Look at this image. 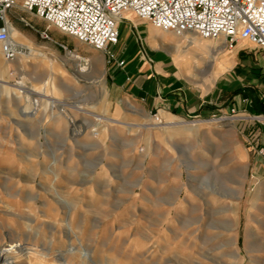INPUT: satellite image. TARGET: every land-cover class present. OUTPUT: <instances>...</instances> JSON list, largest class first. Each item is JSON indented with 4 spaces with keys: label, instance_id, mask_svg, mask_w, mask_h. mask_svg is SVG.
Here are the masks:
<instances>
[{
    "label": "rangeland",
    "instance_id": "374dc122",
    "mask_svg": "<svg viewBox=\"0 0 264 264\" xmlns=\"http://www.w3.org/2000/svg\"><path fill=\"white\" fill-rule=\"evenodd\" d=\"M11 13L13 25L28 32L16 18L26 17L25 12L14 9ZM32 23L39 30L46 27ZM49 33L73 45L58 30ZM27 37L49 50L39 61L47 65L35 69L29 62L22 71L12 65L9 93H2L4 87H0V158H10L8 150L13 147L15 158L24 162L55 163L60 176L57 189L68 192L70 198L83 196L85 203L73 205L78 209L70 240L63 237L60 222L57 234L35 225L30 230L27 221L0 209L3 246L10 245L16 230L20 236L15 240L49 249L51 264H83L80 254L68 253L81 244L89 251L91 261L86 264H264V158L258 155L255 132L264 125L263 115L250 119L239 111H221L184 121L183 125L202 127L200 134L181 133L178 121L166 126L170 135L159 134L156 129L165 127L157 125L159 117L148 121L126 115L117 102L118 94L107 89L106 60L96 64L86 52L83 56L91 65L85 66L89 72L84 78L76 82L69 74L73 69L67 68V74L52 86L48 65L67 70L51 50L62 56L66 52L35 35ZM244 46L254 47L246 42ZM23 48L21 54L29 55ZM22 83L33 91L22 92ZM50 86L53 91L43 96L41 90ZM103 102L114 111L101 112ZM26 107L29 111L24 115ZM118 114L126 123L139 124V131L107 121L118 119ZM240 117L245 119L214 121ZM217 130L221 133L216 134ZM39 172L36 192L42 183ZM21 177L32 174L24 171ZM13 180H0L2 194L31 190L24 181ZM3 183L10 188L5 191ZM256 202L261 207L255 208ZM6 206L11 213L28 214L29 205L23 199L7 201Z\"/></svg>",
    "mask_w": 264,
    "mask_h": 264
},
{
    "label": "crops",
    "instance_id": "0c3cea01",
    "mask_svg": "<svg viewBox=\"0 0 264 264\" xmlns=\"http://www.w3.org/2000/svg\"><path fill=\"white\" fill-rule=\"evenodd\" d=\"M12 11L7 16L8 24L18 31L19 36L38 52L49 51L40 48L27 37L35 35L41 39L37 31H45L47 23L22 10L26 17L18 18V15L16 18L19 21L21 18L26 19L34 29L28 27V32L24 29L18 30L10 18L17 11L13 14ZM32 21L45 24V29H37ZM50 29L58 30L51 27L48 33ZM119 32L118 44L109 47L112 56L63 33L73 40L72 46L53 39L50 33L52 40L44 41L49 42L56 50L66 52V55L62 56L51 50L53 57L66 65V70L73 69L69 74L76 82H80L89 72L85 66L90 67L91 61L83 56L86 52H89V57L96 64L106 60L107 89L118 94L117 102L122 104L126 115L148 121L160 117L161 126L165 127L156 129L159 134L161 132L170 135L169 127L166 126L174 124L175 121H178L177 128L187 129L194 125H183L185 120L204 119L221 111H239L249 118L253 115L264 116V50L255 46L249 49L242 47L243 41L231 49L224 37L203 39L195 33L164 32L139 19L132 12L124 15L119 25ZM224 53H226L225 60L222 58ZM24 55L26 56L22 54L19 59L14 60L15 62L12 61L17 71L24 70L29 62L35 69L41 64L47 65L46 62L22 59ZM20 66L22 68H19ZM48 68L51 79L48 84L52 86L56 85L58 78H63L68 72L50 65ZM56 69L58 71L55 72ZM6 85L4 88H9L8 84ZM21 85L20 90L25 92L22 89L25 85L23 83ZM101 109L104 110L101 112L114 111V108L105 102L102 103ZM26 111H29L28 107L22 109L24 115L28 114ZM120 117L122 114H118V119H107V121H110V124L125 125L126 122L120 120ZM240 119L245 118H233L230 121L235 123ZM126 125L133 132H138L141 128L139 124L126 123ZM255 132L258 138L257 141L255 139L256 148L260 149L264 147V125L257 126ZM215 133L219 134L221 130Z\"/></svg>",
    "mask_w": 264,
    "mask_h": 264
},
{
    "label": "built area",
    "instance_id": "2783aa9c",
    "mask_svg": "<svg viewBox=\"0 0 264 264\" xmlns=\"http://www.w3.org/2000/svg\"><path fill=\"white\" fill-rule=\"evenodd\" d=\"M14 9L47 23L45 31H37L43 40H52L48 29L55 27L109 54V47L118 44L119 25L128 12L164 32L195 33L203 39L224 37L231 49L247 41L264 50V0H0V46L9 61L25 50L11 37L7 16ZM20 21L34 29L26 19ZM258 155L264 157V147Z\"/></svg>",
    "mask_w": 264,
    "mask_h": 264
},
{
    "label": "bare ground",
    "instance_id": "6f19581e",
    "mask_svg": "<svg viewBox=\"0 0 264 264\" xmlns=\"http://www.w3.org/2000/svg\"><path fill=\"white\" fill-rule=\"evenodd\" d=\"M7 21H8V19H7ZM9 27L11 30V37H12V39H14L13 41L14 42L16 41L15 43L17 45L25 46L26 49L30 50V56L26 55L27 58H30L31 60L33 59L34 61H42L45 59V57L47 56L46 53L38 52V50L34 49L30 44H28V42H26L24 39H22L19 36L18 31L12 25L9 24ZM243 42L248 43L247 41H243ZM22 51L19 52L18 56L14 60L18 59V57H21L20 55H22L21 54ZM3 57H4V55H3V52H2L1 46H0V87H2V86L6 87L7 86L6 84L9 83V79L11 76V73L9 72L10 65H12L15 62L14 60H12L14 62L6 60V59L4 60L5 57L4 58ZM19 68H22V67L20 66ZM84 70H86V69H84ZM56 71H58V70L56 69L55 72ZM80 72H81V70H80ZM21 87H22V85H21ZM22 89L27 91V92L33 91L31 89L26 88L25 86ZM51 89H53L52 86L47 87V88H43L41 90L42 95L46 96L48 92L52 91ZM4 92H6L7 94L9 93L7 88L3 89L2 93H4ZM35 103H37V102H35ZM75 108L78 109L79 111H86V110H82L78 106ZM232 119L233 118H231V119H224L223 118L220 120H218V119H216V120L219 122V121H223V120H229L230 121ZM260 120L264 121V118H261ZM155 121H156L157 125L162 124L160 117L158 119H155ZM108 122H110V121H108ZM201 124H206V122H201ZM125 125H126V123H125ZM201 131H202V127H200V126L187 128V129L183 128L182 130H180L181 133L192 132L195 134H200ZM7 155H9L10 158H5V159L0 158V180L4 181V183L5 182L7 183L8 181H11L12 179L15 180L18 178L19 181H21L23 179L21 177V174L24 171H28L32 174V177H28L27 179L25 178L22 181H24L26 183L25 184L26 186H30L31 190L27 191V193L26 192L22 193L19 191L10 193V192L6 191L7 188L9 189L10 187L7 186V184L3 183L4 185L2 184L1 187L6 192H4V194H2V191H0V209L2 210V208H3L5 210L4 211L5 213H9L11 216H14L15 218H17L19 220L27 221V223L29 225L28 228L30 230H32L33 225H35L37 227H45V230L46 229L49 230L51 232V234H52V232H56V234H57L56 228L59 224H56V223L60 222V223H62V225H60V226L63 227V229H64L63 237L64 238L66 237L68 240H70L71 234H73L74 215L78 209L77 207H74V206H78L77 204H84L85 203L83 196L76 195L74 198H70L71 196L69 195L68 192L57 189L56 184L58 183L60 176L56 172V170H57L56 167L54 168L55 163H54V165L53 164H50V165L45 164V166H41L40 163H35L32 161L24 162V161H22V159L20 160V158H15L16 152H15V149L13 147H10ZM30 159H32V158H30ZM37 171L42 172L43 174H41V175H43V176L41 177L42 178L41 187L38 188L39 190L36 192L35 187L38 184L37 183V175H38ZM18 172L20 175H17ZM25 185H24V187H25ZM9 199H11V200H9ZM20 199H23V201L29 205L27 207L28 208V214H23V213L14 214V213H11L10 210H8V208L6 206L7 201L12 202V201H18ZM34 206H36L37 208L35 209ZM254 207L257 208V207H261V206L258 205V203L256 202ZM30 213H33L34 216L29 215ZM53 221L55 223H53ZM60 233H62V232H60ZM19 236H20V234L16 230H13L12 235H11L12 239L10 240V245L9 246L4 245L5 246L4 247L3 244L0 243V264H51L49 262V259H48L49 255H50L49 249H46L45 247L40 249L39 246H36L34 244H25V242L15 240V238L17 239V237H19ZM60 237H62V236H60ZM56 239L58 240L57 237H56ZM59 240H61V239H59ZM85 248H86L85 244H84V246H83V244H81L80 249H77L75 247H71L69 252L68 251L67 252L70 254H73V255L74 254L77 255V253L80 254L79 256L77 255L78 258H80V256H81L82 260L84 261L83 264H86L87 260H90V256H89V251H87ZM60 260L65 263V260H62V259H60ZM67 263H68V261H67Z\"/></svg>",
    "mask_w": 264,
    "mask_h": 264
}]
</instances>
